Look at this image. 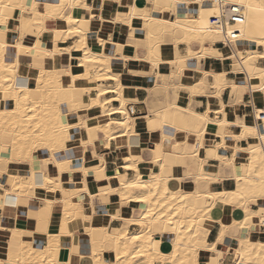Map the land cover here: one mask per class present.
I'll return each instance as SVG.
<instances>
[{
	"label": "bare ground",
	"instance_id": "6f19581e",
	"mask_svg": "<svg viewBox=\"0 0 264 264\" xmlns=\"http://www.w3.org/2000/svg\"><path fill=\"white\" fill-rule=\"evenodd\" d=\"M136 1L0 0V218L15 222H0V264H226V254L229 264H264V0ZM229 5L242 6L243 21L212 25ZM143 61L151 83L138 116L137 86L123 70L144 74ZM199 95L210 99L205 112L194 107ZM136 136L155 143L149 158ZM101 145L120 153L112 173ZM230 177L235 187L226 190ZM113 200L104 224L97 208ZM226 207L228 223L216 216ZM27 210L46 225L45 242L12 248ZM114 218L122 226L110 228ZM217 219L218 239L209 242ZM235 225V244L224 250ZM80 228L86 251L74 248ZM155 234L169 237V251Z\"/></svg>",
	"mask_w": 264,
	"mask_h": 264
},
{
	"label": "crops",
	"instance_id": "0c3cea01",
	"mask_svg": "<svg viewBox=\"0 0 264 264\" xmlns=\"http://www.w3.org/2000/svg\"><path fill=\"white\" fill-rule=\"evenodd\" d=\"M138 1V3H137ZM136 1V4L137 5H140V6H143L146 4V1L144 0H137ZM118 5L117 4H114L113 5V10L117 9ZM86 14V13H85ZM53 22H48V25L49 26H53ZM116 26L118 28L121 27V24L120 23H117ZM123 35L125 33H122ZM68 43H73V40H69ZM140 53V50L138 51ZM67 62V59L65 58V63ZM24 64V72L25 73H30L33 74L35 72V70L33 68H30L29 67V64L27 65V61H24L23 62ZM218 62H216L215 59H212L210 61V64H216ZM147 64L146 62H141V66L146 70L147 69ZM226 65H228L229 63H225ZM261 64H264V61L261 62ZM224 65V68L225 69H229L230 66H226ZM130 64H127L125 67H124V70H123V81L126 83V84H130V85H135L137 86V89H136V92H135V95L136 97L139 99V101L141 103H137L135 104V107H136V115L138 116H141L143 114V112L145 111L144 108V104L142 103L147 97H148V91L144 88V86L146 85H149L151 82V79H150V75L147 74V70L146 72H144V74H138V75H135V74H132L130 73ZM229 67V68H228ZM29 68V70H28ZM130 73V74H129ZM142 75V76H141ZM229 76H232V74H229ZM149 81V82H148ZM80 83H84V82H80ZM142 86V87H141ZM229 98V91L227 90L224 95H223V99L226 101L228 100ZM244 100L245 101H249L250 100V94L249 93H246L244 95ZM194 101L196 102L194 104V107L197 111H200V112H205L208 108H209V103H210V99L207 97V96H203V95H199V96H195L194 97ZM217 102L218 100H213L212 104L213 105H217ZM245 112H248L249 111V108L246 107L244 109ZM243 112H240V114H242ZM78 136H86V133L85 132H77L75 131L74 133H72V137H78ZM208 137H213V134H209ZM218 140H220L221 138L220 137H216ZM133 142L134 143H140L142 142L143 144H147V147L144 148L142 150V156L146 157V158H149L150 157V150H154L156 145L155 143L150 140L148 137H145V140H142V138L140 136H136L133 138ZM240 143V142H239ZM112 144H116L115 141H112ZM254 143L253 142H249V145L252 146ZM207 146H209L207 144ZM194 147L195 148H199L200 147V142L199 141H195L194 143ZM93 146H89L88 149L89 150H92ZM74 152H75V155H76V158H80L82 155H83V150H82V147L80 145H77L75 146L74 148ZM98 151L100 153H103L105 155V158H106V170L107 172L109 173H112L116 167H118V160L120 158V153L118 150L114 149L112 151H110L109 149H106L104 148L102 145L100 147H98ZM147 153V154H146ZM229 153L231 154V149L229 150ZM205 155V156H204ZM201 157L206 159L207 162L212 166V168H214L215 166H217L219 164V161L215 158H207L206 157V154L205 152H202L201 154ZM96 162L95 160L92 161V163ZM24 163H20L19 165L16 164V163H10L9 164V170H18L20 172H23L24 171ZM120 170L121 171H124V168L122 166H120ZM221 171H225L226 173H231V169L229 171V169H221ZM129 174H133V170H130L129 171ZM183 174V173H182ZM90 179H95V176L91 175L90 176ZM3 183H5V185H7V180L6 178L3 179ZM187 188H191L190 185H187L186 186ZM222 187L226 190H232L234 187H235V180L233 178H225L222 182ZM44 195L45 196H50V197H53L55 196L54 194H51V193H48V192H44ZM114 201V200H113ZM86 202V201H85ZM98 202H101V200H98ZM109 205V206H108ZM252 206L253 207H257L256 203H252ZM130 206H124L122 208H118V211H120V213L122 215H129L130 213ZM86 208V209H85ZM85 209V210H84ZM117 209V206H116V201L114 202H111V204H107V205H99L97 210L98 212L100 213V218L102 219V222L105 224L107 223L106 222V219H107V214L108 213H111L113 211H116ZM82 211L84 213H86L88 211V208H87V205L85 204V206L83 207ZM109 211V212H108ZM35 212L36 211H33V210H27L25 213H24V218L22 219H19L18 221V225H20L22 231L12 240V245L11 247L12 248H17L23 240L27 241V242H30L32 243L35 247H39L40 244H42V242H45V237L43 236V231L46 229V225H43V224H37V221L36 219L34 218L35 217ZM133 213V216H136L138 214V211L136 210L135 212H132ZM231 214V208L229 207H226V208H220L218 209L217 211V218H220L224 223H228L230 222V215ZM34 215V217H33ZM239 216V214H237ZM0 222L4 225V226H7V227H12L15 222L13 220H1L0 218ZM123 224V220L120 219V218H114L109 226L110 228L112 227H120L122 226ZM37 228V231H35V229ZM138 228V226L132 224L129 228V230L132 232L134 230H136ZM219 228H220V222L219 220L217 219L213 226H212V229H211V232L209 233V236H208V241L209 242H213V241H216L218 239V236H219ZM32 231L34 233H32ZM31 232V233H29ZM239 232V228L238 226H233V228L231 229V234L227 235L225 237V240L221 246L222 249H226L228 248V246H234L235 244V241L233 239V235H236L238 234ZM42 234V235H41ZM74 236H77V240L74 241V248L76 249H79V250H83V251H86L89 249V245H90V237H88L87 235L84 234V229L83 228H80L79 231L76 232V234ZM44 237V238H42ZM161 240V243H160V248L161 250L163 251H169L171 249V242L169 240V237L168 236H165L162 238L160 234H155V238H158ZM1 238V237H0ZM61 239L63 241H66V242H71L72 241V237L71 236H62ZM227 246V247H226ZM107 254V256H106ZM105 254V258L108 260V259H111V254L110 253H106ZM5 255V247L4 246H0V256H4ZM225 261H226V264H229L231 262V255L230 254H226V257H225Z\"/></svg>",
	"mask_w": 264,
	"mask_h": 264
},
{
	"label": "built area",
	"instance_id": "2783aa9c",
	"mask_svg": "<svg viewBox=\"0 0 264 264\" xmlns=\"http://www.w3.org/2000/svg\"><path fill=\"white\" fill-rule=\"evenodd\" d=\"M243 11H242V6L240 5H229L227 7V12L226 15L219 17V16H214L211 18V24L218 26L222 23H225L226 21L235 24L238 22L243 21ZM239 35V31H234L232 33V37H237ZM262 121V119L260 120Z\"/></svg>",
	"mask_w": 264,
	"mask_h": 264
},
{
	"label": "snow or ice",
	"instance_id": "6c2138e0",
	"mask_svg": "<svg viewBox=\"0 0 264 264\" xmlns=\"http://www.w3.org/2000/svg\"><path fill=\"white\" fill-rule=\"evenodd\" d=\"M5 7H7L6 5H5ZM3 21H0V23H2Z\"/></svg>",
	"mask_w": 264,
	"mask_h": 264
}]
</instances>
